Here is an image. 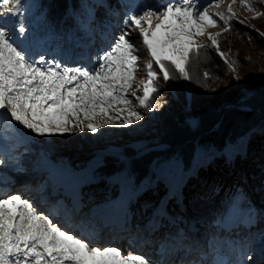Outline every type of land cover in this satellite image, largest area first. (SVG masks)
Listing matches in <instances>:
<instances>
[{"label": "snow or ice", "instance_id": "obj_1", "mask_svg": "<svg viewBox=\"0 0 264 264\" xmlns=\"http://www.w3.org/2000/svg\"><path fill=\"white\" fill-rule=\"evenodd\" d=\"M237 2L255 13L252 19L264 18L259 8L264 0H206L204 6L199 0H179L158 11L148 7L128 14L110 47L97 57L98 67L89 70L38 54L30 28L21 18L27 11L24 0H0V168L18 167L20 156L13 152L30 138L97 133L105 126L127 127L142 121L160 106L161 80L168 84L192 79L188 68L193 54L212 48L228 70L236 73L239 62L229 59L230 52L221 51L220 38L233 31L236 22L251 27L247 18L234 11L232 5ZM225 3L226 11H212ZM153 19L159 21L154 27ZM219 23L226 27L216 33L207 31ZM256 31L264 37V32ZM133 34L147 56L144 76L139 79L141 56ZM200 37L211 44L201 42ZM203 76L205 81L213 78L207 71ZM0 183H6L2 177ZM0 196V264H153L143 254L91 246L87 238H80L83 233L74 234L54 223L51 212L38 211L18 192L0 191ZM251 259L241 254L236 264ZM214 264L224 261L217 258Z\"/></svg>", "mask_w": 264, "mask_h": 264}, {"label": "rangeland", "instance_id": "obj_2", "mask_svg": "<svg viewBox=\"0 0 264 264\" xmlns=\"http://www.w3.org/2000/svg\"><path fill=\"white\" fill-rule=\"evenodd\" d=\"M122 1L123 6L126 9H124V13L121 17L116 16L117 21H114L113 23L115 31L116 29H118V31H111V40L107 41L108 46L106 49L110 47L112 37L118 35L124 27L123 21L126 15L141 12L148 7H152L153 10L158 11L162 6L159 1L150 0L151 4H146L144 9L140 10L139 0ZM201 1L206 2V0H199V3ZM200 5L204 6L202 3H200ZM103 6V10L100 12V15L97 16L98 27H100L101 24L105 26L109 24L108 22H105V20L106 18H110L107 11L111 9L108 8L106 3ZM232 7L240 18H247L246 23L251 25L250 28L259 30V32L264 31V18L252 19L251 17H253L255 13L243 9L238 2L233 4ZM259 8L264 11V5H260ZM226 9L227 3L220 5L218 8H213L212 11H226ZM101 17H103V20L100 19ZM21 18L24 19L23 16ZM158 22V20L153 19V27L155 26V23ZM235 25H233V31L224 33L220 38V49L223 52L231 53L229 57L230 60L233 58L238 60L239 63L237 65L236 73H231L224 64L220 69L222 70V73L226 71V76L221 77L220 75L216 76L211 74V77L213 78L205 81L203 76L204 71L202 70V74L199 71L202 60L207 56L209 57L210 54H212V57L217 56L218 59L221 57L217 55L212 48H208L206 51H201L198 56L193 54L191 56V64L188 68L192 79H174L168 84H164L161 80L160 95L157 98V102L160 106L155 111L147 113L142 121L127 127L118 125L105 126L98 130L97 133H91L89 131L81 132V135L83 134L84 136H87L90 140L87 141L89 143H78L77 145L63 143L55 144L52 141V137L62 135L45 137L46 141L44 142H36L30 138L26 145H22L19 148L21 151L22 149L26 150L20 157L19 166H7V168L15 169L16 171L10 172L3 177L5 182L8 181L11 183L9 187L17 186V182L30 183H28V185H20L15 188H10L9 191L4 192L10 195L17 192L20 193L21 190L26 188L30 192L35 191L39 196L40 193L42 195L43 193L37 185L38 182L45 185H52V183L55 182L57 187L52 186L54 187L53 190L57 192H53L52 187V191H48L45 188V191L48 192L46 196L56 203V207H53V209L55 208V211L52 212V209H47L45 212L42 206V203L45 202L41 201L36 204L38 211L43 212L45 215L51 212L54 223L59 224L66 230L76 229L73 230L74 234L83 233L80 238H87L90 245L93 247L111 246L120 248L124 254L130 252L134 254H143L145 258H150L153 264H189L190 260L188 262L186 261L188 255H190L188 250L189 247H187V251H183L184 254H181L180 251L183 247V242L188 241L191 242V244L195 242L197 244L194 245H196L197 248H200L199 246L204 248L210 243L215 246V242H217L219 238L228 235V232H230L229 235H231V237H241L242 245H249L250 248L247 249L244 255H250L252 261H248L247 264H253L256 257H259L258 264H264V235L261 237L252 233L251 227L252 224H255L252 217L243 216L241 218L244 220V227L247 226V234L252 233L250 237L246 236L245 239L243 229L236 226L237 224L235 223V221L243 222L236 216L238 215V211L230 210L227 213L228 221L225 223L226 225L224 228L219 226V229H212V226H210L206 220L200 219L202 218L201 216H196L191 210H188L186 207V196H184V191L182 189V185L185 183L187 176L182 180H180L179 177L183 169L181 161H169L163 164L162 169L166 174L167 182L165 185H160L159 189L153 191L152 188L142 186L133 196L129 193H123L120 195L117 194L113 197L114 199H111L112 197L105 193L101 186L102 181H99L94 173L97 167L103 163L102 160L104 156L118 154V151L126 146L135 148L139 153H146L153 149H163L168 147L166 144H159V140L163 133H165L174 123L181 124L185 121L186 124L191 123L193 125L194 122L198 120L199 116L205 114L207 111L211 112L215 109L231 104L236 101V99L244 101V98L251 95V91L254 90L256 84L264 83V48H259L248 38L246 40L245 36L247 34L235 29ZM145 27H147V25H145ZM225 27L226 26L223 23H219L217 26H210L207 31L216 33L220 32L221 29ZM97 30L101 31L100 29ZM110 30L112 29L110 28ZM9 32L11 34L10 25ZM199 39L203 43L208 45L211 44V41L206 39V37H200ZM132 40L136 43L137 48L140 49L139 55L141 56V68L140 76L138 77L139 79L144 76L143 62L146 60L147 56L143 51L142 46L138 43V38L135 34H133ZM245 40L250 42L249 45H244L246 42ZM105 42L106 41H104V43ZM79 44L82 46L83 52H80L75 57L88 60V66L91 70L94 67H98L97 59L89 56L86 43L77 42L74 46L77 47ZM234 75H239L241 79L236 80V82L231 81ZM248 79H252V81H249ZM244 81L247 84H245ZM205 83L207 84L206 87L204 86ZM182 105H184V107L180 108ZM153 141L155 144L149 146L150 142ZM244 144L245 142L239 147L241 155H244V153L242 154ZM204 150L205 149L200 145L196 146L195 165L199 164L200 159L202 160L204 157ZM51 156H53L54 159ZM228 156L231 158L230 154ZM241 160L242 163H240L239 169L242 170V175L241 179H239L244 185H247L251 195L257 203V196L260 194L262 187L257 188V186L252 185L249 178L252 170L249 171V168L247 169V158L243 156ZM80 165H84V167L79 168ZM233 167L234 165L231 164V167L228 168L225 163L221 162L219 166L211 171L206 168L204 172L208 173L210 177L214 176V179H217L220 183L226 180L231 182L234 176V171L236 170V167H234V170ZM191 171L189 173H191ZM3 173L4 172H2L0 168V177ZM244 173L248 177V182L247 178H243ZM115 178L117 179L118 185L122 187L125 181V174L121 173ZM29 185H36V187L31 189V186ZM205 185L206 183L201 182L199 186H197L199 189H193L190 194H194V190H202L206 188ZM209 187H212L211 183L209 184ZM59 190H63L66 194L70 193L67 194L66 197H69L70 199L72 198V200H69L68 203L65 204L67 205L66 208H70V210L67 209L68 212H62L64 213L62 215L58 212L61 205L58 204L59 201L56 199H61V197L65 195L58 193ZM25 194L26 193H23L21 196L24 199H30L34 204V197L28 198L25 197L28 196V193ZM83 196H86L84 205ZM174 196L177 198V204L180 207L179 209L183 210L182 215L184 217L182 219L188 220V225L186 227L188 232L185 230L184 221H177L174 215L170 213L168 209L169 207L166 205L167 201L170 203L174 202ZM74 199L77 201L75 206L73 204ZM44 200L45 199H42V201ZM143 201L154 204L152 214H142L140 203ZM101 209H108L109 211L102 212L100 211ZM70 213L79 216L74 219ZM157 213L159 214V218L166 216L168 221L172 222L173 225L175 224L178 228L174 237H172L173 235L170 237L167 235L168 237H166V235L163 234V226H161L158 219L155 220V215ZM209 230L212 232L210 233ZM101 231H104L107 234L106 239L103 238L102 235H99ZM111 238H113V240L121 239L122 241L120 240L121 242L119 241L117 243L113 241L110 243L109 241ZM251 238L255 241L254 244L251 243ZM204 241L205 243H203ZM206 241L212 242L206 244ZM156 250H158L157 253ZM179 254H181V257H179ZM177 258H181L182 260L177 263Z\"/></svg>", "mask_w": 264, "mask_h": 264}, {"label": "trees", "instance_id": "obj_3", "mask_svg": "<svg viewBox=\"0 0 264 264\" xmlns=\"http://www.w3.org/2000/svg\"><path fill=\"white\" fill-rule=\"evenodd\" d=\"M139 1L140 10H143L146 4H151L150 0ZM157 1L162 6L168 2H179V0ZM122 2V0H24L27 11L23 18L25 25L30 28L33 45L38 54L42 53L46 55L47 59H56L66 66H82L91 70L88 66V60L75 57L83 52L82 46L80 44L77 47L74 45L77 42L86 43L91 58L97 59L98 56L102 55L107 50V41L111 40V35L109 39H105L100 36L101 31L97 29L107 31L114 28L113 22L117 21L116 16L121 17L124 9H126ZM105 3L111 9L107 11L110 18L105 20L109 24L107 26L101 24L98 27L97 16L100 15ZM200 3L205 5L206 2L201 1ZM103 17L100 19L103 20ZM233 25L238 31L247 34L246 40L251 37L250 41L253 44L259 48H264V37H261L256 30L237 22ZM116 31L114 28L113 32ZM104 41L106 42L104 43ZM246 42L244 45H249L250 42ZM41 44L43 47L40 46ZM224 64L221 58L212 57L210 54L209 57L207 56L202 60L199 71L201 74L203 70L212 75L226 76V71L222 73L220 69ZM231 81L236 82L233 78ZM245 81L244 83L247 84ZM182 107L184 105L180 106V108ZM80 133L71 132L62 136H55L52 137V141L55 144L77 145L90 140ZM31 139L36 142L46 141L45 137ZM243 142H245L242 151L244 155H241L239 147ZM154 144V141L150 142L149 146ZM159 144H166L168 147L139 153L135 148L126 146L118 151V154L104 156L103 163L97 167L94 173L96 178L102 181L101 186L105 193L112 197L111 199H114L113 197L117 194L123 193H129L133 196L142 186L152 188L153 191L159 189L160 185H165L167 182L166 174L162 169L163 164L169 161H181L183 169L179 177L182 180L187 176L182 189L184 196H186L188 210H191L196 216H201L200 219L206 220L212 229H219V226L227 218V213L230 210H236L239 219L243 216L253 218L255 223L251 227L253 234L261 237L264 235V83L256 84L251 95L244 98V101L236 99L231 104L211 112L207 111L199 116L193 125L191 123L186 124L185 121L181 124L174 123L163 133ZM197 145L203 147L205 152L199 164L195 165V148ZM229 154L231 158H229ZM243 156L248 161H246L247 169L252 170L250 173L252 185L257 186V188L262 187L257 196V203L247 185H244L240 180L242 170L239 167ZM51 157L53 158V156ZM221 162L225 163L228 168L231 167V164L236 167L231 182L226 180L220 183L214 179V176L210 177L208 173L204 172L206 168L211 171ZM82 167L84 165L79 166V168ZM190 171L191 173H189ZM121 173L125 174L122 187L118 185L115 178ZM201 182L206 183V188L194 190V194H190ZM210 183L212 187H209ZM174 197V202L167 201L166 205L177 221H184L185 230L188 232L186 228L188 220L182 219L184 217L182 215L183 210L179 209L177 198ZM85 198L86 196H83V205ZM64 203L67 204L68 200H64ZM140 208L142 214H152L154 204L143 201L140 203ZM156 219L163 226V234L166 237L176 235L175 232L178 228L168 221L166 216L159 218L157 213ZM211 230H209L210 233Z\"/></svg>", "mask_w": 264, "mask_h": 264}, {"label": "bare ground", "instance_id": "obj_4", "mask_svg": "<svg viewBox=\"0 0 264 264\" xmlns=\"http://www.w3.org/2000/svg\"><path fill=\"white\" fill-rule=\"evenodd\" d=\"M115 28V27H114ZM114 28H111L112 30H108V32L106 31V30H101V34H100V36H102L103 38H105V39H109V37H110V35H111V31H114ZM15 152V151H14ZM14 155V154H13ZM16 155H18V154H16ZM20 156V155H19ZM49 162V161H48ZM18 170V169H17ZM16 170L15 169H11V168H7V171H6V174L5 175H7V174H9L10 172H15ZM4 175V176H5ZM3 176V177H4ZM243 178H247V182L249 181L248 180V177L245 175V173H244V177ZM250 178V177H249ZM6 179V178H5ZM3 181H5L4 179H3ZM39 181V180H38ZM38 181H36V182H38ZM13 182H17V181H13ZM28 183H30V182H24V183H18L17 182V186H20V185H28ZM10 184L11 183H9L8 181L6 182V183H1V185H0V190L1 191H9L10 190V188H15V187H17V186H13V187H9L10 186ZM13 184H16V183H13ZM33 184V183H32ZM38 187L40 188V190H41V192L43 193V195L40 193L39 194V196H37V194H36V192L35 191H33V192H29L28 193V196H25V197H34V201H35V203H34V205H36L37 204V202H39V200L40 199H47L50 203L52 202V204H56V203H54L53 201H52V199H49L47 196H46V194H48V192L47 191H45V188L48 190V191H52L51 190V187L53 188V186H56L55 185V182L54 183H52V185H50V184H41L40 182H38ZM29 186H31V185H29ZM36 187V185H33V186H31V189H34ZM42 188H44V189H42ZM54 192V191H53ZM27 194V193H26ZM25 194V195H26ZM62 194V193H61ZM46 196V197H45ZM60 196V195H59ZM61 197V196H60ZM0 198H3L2 196H0ZM56 200H58L59 201V203L58 204H61L62 203V199H60V198H58V199H56ZM55 201V200H54ZM49 202H46V203H49ZM45 203V205L44 206H46L47 207V204ZM50 208H48V210H49ZM66 209H69L70 210V208H66ZM70 215L72 216V217H74V219L75 218H77L79 215H74V214H71L70 213ZM235 223L236 224H238V225H236V226H239V227H241V229H243L244 231H245V233H246V227H244V222H240V221H235ZM103 233V234H102ZM251 234L252 233H249V234H247L246 236H251ZM99 235H102V237L103 238H105L106 239V237H107V234L104 232V231H101L100 233H99ZM245 239H246V237H245ZM252 239V241H251V243L252 244H254L255 243V241L253 240V238H251ZM209 242H212V241H209ZM208 241H206V244H208L209 243ZM221 242H223V247L221 248V250H218V245L221 243ZM203 243H205V241L203 242ZM194 244H197V243H195V242H193L191 245H188L186 242H183V247L181 248V254H184V252L183 251H187V247H189V252H195V253H197V254H200V255H202V256H204V257H206V258H211L212 259V261L213 262H215L216 261V259L217 258H221L223 261H224V264H228V259H227V254H228V251H229V248H230V245H231V240H230V235L228 234V235H225V237H223V238H219L218 239V241L217 242H215V246H213L211 243L210 244H208V246H206V247H202V246H199L200 248H197V246L196 245H194ZM247 246V247H246ZM246 246H244L243 245V250L241 251V253L240 254H243V253H245L246 251H247V249H249L250 247H249V245H246ZM192 247V248H191ZM224 247H225V250H223L224 249ZM181 254H179L180 256L179 257H181ZM257 254L259 255V253L257 252ZM257 254H255V255H257ZM178 259V261H177V263L178 262H180L182 259L180 258H177ZM258 259H259V257L257 258L256 257V259L254 260L255 262L253 263V264H258L259 263V261H258Z\"/></svg>", "mask_w": 264, "mask_h": 264}]
</instances>
